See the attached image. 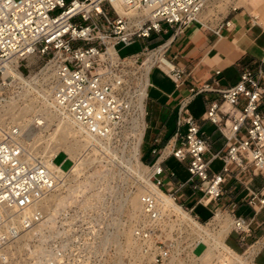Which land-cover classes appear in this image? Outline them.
<instances>
[{"label":"built area","instance_id":"obj_1","mask_svg":"<svg viewBox=\"0 0 264 264\" xmlns=\"http://www.w3.org/2000/svg\"><path fill=\"white\" fill-rule=\"evenodd\" d=\"M204 5L205 0H0V111L26 89L24 78L28 79L31 71L24 62L38 56L44 60L42 66L48 64L52 70L49 109L108 145V136L126 123L131 107L133 77L127 57L136 54L138 63L141 55L145 58L148 51L155 50L167 66L157 60L152 65L164 70L176 87L183 85L189 74L183 65L166 57L165 42L144 45L140 52L125 55H120L116 46L160 32L164 24L178 32L193 21L203 23L199 15ZM256 18L252 15L250 19ZM231 21L232 17H227L219 27L231 29ZM219 73L220 69H215V76ZM187 89L179 101L176 130L161 147L150 148L153 160L145 164L147 171L139 178L143 187L140 217L128 227L139 252L155 264L188 249L192 235L182 211L193 217L194 228L201 225L214 230L226 219L229 228L224 242L233 230L239 241L246 243L254 227L264 223V219L255 218L264 209V50L258 67L244 66L233 84L220 87L218 78L213 77ZM209 91L218 92L220 98L206 100L200 118L213 122L224 136L222 148L215 151L188 108L196 95ZM29 95L40 98L35 89ZM47 121V117L36 119L37 125ZM53 127L51 124L49 129ZM28 129L29 124L22 128L16 122H0V264H94L92 260L100 259L96 251L109 243L114 228L113 185L97 183V187L69 190L70 182L58 178L26 147L22 135ZM92 144L106 152L94 143L87 149ZM170 156L184 163L186 179H179L165 164ZM215 159L221 161L217 169L212 165ZM125 170L127 176L137 178ZM258 175L262 184L254 188L250 181ZM166 176L173 180L172 189L166 187ZM231 178L245 191L242 200L252 208V215L236 213L223 204L224 194L234 190L226 186ZM58 182V190L67 197L56 205L49 194ZM187 185L191 189L188 196L199 192L191 205L177 197ZM45 195L46 200L42 198ZM196 204L209 209L210 215L201 219L194 210ZM254 242L259 243L258 237ZM199 243L203 244L201 252L207 247L205 240L199 239L193 252ZM251 261L254 263L253 254Z\"/></svg>","mask_w":264,"mask_h":264},{"label":"crops","instance_id":"obj_2","mask_svg":"<svg viewBox=\"0 0 264 264\" xmlns=\"http://www.w3.org/2000/svg\"><path fill=\"white\" fill-rule=\"evenodd\" d=\"M238 14L239 13H233L231 15L234 21L233 29H227L224 26L219 27V22L213 25H207L202 19L201 21L203 23L193 21L178 32H175L173 28L164 24L165 28L162 31L152 32L149 37L139 38L131 43H138L140 48L132 50L127 54L140 52L144 45L152 47L165 42L166 57L177 65H183L189 71L184 84L180 87H176L174 81L159 66L152 65L149 68L145 99L146 127L144 123V114L143 123L145 127L144 135H146L150 126L152 128V133L146 144L149 146V150L144 154L145 161L151 162L153 160L154 156L151 154L150 148L152 146L161 147L176 130L179 101L187 93L189 85L217 77L218 85L220 87H225L236 82L244 66L254 69L258 67V58L264 50V42L260 41L261 43H258V29L253 27L248 20L242 21L241 15L238 16ZM238 21L239 23H237ZM246 24L249 26L246 27ZM150 42H153L151 46L148 45ZM215 69H220V73L216 76L214 74ZM212 97L219 99L220 94L214 91L202 93L201 100L204 108L205 101ZM192 100L189 104L193 102ZM195 108L197 110L198 107ZM204 108L201 111H193L192 108L189 110L199 121L205 133L209 135L211 139V150L214 144L212 140L213 135L219 137L218 140L220 138L223 139L216 149L218 150L223 146L224 136L213 122L208 119L200 118ZM166 160L165 164L167 165ZM213 162L214 160L212 161V165L214 166ZM220 164L221 161L217 168H219ZM165 183L166 187L169 189L174 187L173 180L168 176L165 177ZM250 184L254 188L259 187L262 184V177L259 175L254 176ZM226 186L227 188H234L235 192L233 190L225 193L222 201L223 204L234 208L236 213L247 216L252 215V208L242 200V195L245 191L241 189L240 185L231 178L227 181ZM255 218L257 221H262L264 219V209L258 211ZM263 233L264 223L255 226L254 232L246 236V243H241L238 239V234L231 230L225 237V244L237 254H243L240 252L247 249L246 245H249V247L251 246L245 253H252L254 263L259 264L256 258L264 251ZM254 237H258V244L254 242ZM229 240H233L236 246H231Z\"/></svg>","mask_w":264,"mask_h":264},{"label":"bare ground","instance_id":"obj_3","mask_svg":"<svg viewBox=\"0 0 264 264\" xmlns=\"http://www.w3.org/2000/svg\"><path fill=\"white\" fill-rule=\"evenodd\" d=\"M206 2L207 0H205L204 7L206 6ZM240 5L241 4L238 3V1H235L233 4V6H240ZM203 11H204V8L199 15L200 20H201V15ZM254 16L257 17L256 19H258V15H254ZM231 24H232L231 28L233 29L234 28L233 19L231 21ZM110 53L111 54L113 53L112 49L110 50ZM136 58H137L136 54L130 57H127V61L133 64L132 68L129 69L133 77V83L131 85L132 89H130L129 91L131 95V100H130L131 107L129 110V116L127 117L126 123L123 125L124 128L115 130L110 136H108V145H104L103 139L101 138H96V137L91 138L89 135L83 133V131L71 119L69 118L65 120L61 119L60 117H57L49 109L48 101H49V96H50L51 86H52V80H51L52 70L48 64L43 65L40 68V70L36 72L35 74L28 76V79L24 78L25 84H26L25 86L26 91H23L22 95H28L30 94L31 89H35L37 94L40 96V98H43L46 101V103L43 106H41V108H39L36 112L35 110H33L35 103L26 104L25 106H23V108L19 110L17 114L18 116L17 119L25 118L27 111L28 112L33 111L29 122L28 121H24L23 123L16 122L20 124L22 128L29 124V129L27 130L26 133H23L22 135L23 142L25 143L28 149H31V148L35 149L36 147H41V151H36V152H34V150L31 151L34 157L35 156L40 157V159H38L37 161L45 163L48 167H50L56 173V176L58 178H62V180L64 181H69L70 183L67 186L69 190L71 189L73 190V188L75 187L84 188L86 187V184L90 183L87 180L88 176L91 174V172L87 171L88 170L87 166L89 165L90 162L95 161L94 163V166H95L96 163L98 162L102 163L105 161L107 164V163H112L113 161L112 158L107 159L105 157V153L102 154L103 152L99 151V148L93 144L90 149L81 150V148L83 147L89 148L88 145L90 143L101 145V147L104 148L106 152H110L112 153L114 158H118L120 162H122L123 165L126 166V169L128 171L136 175L138 178L144 177L143 174L147 166L144 165L139 160V154H140V143L142 140V134H143V128H144V123H143L144 98L146 96V87L148 85V71H149L150 66L153 64L155 60L159 61L160 65L163 67L167 66L166 65L167 62L165 58L158 57L156 55L155 50L148 51L147 56L145 58H142L140 63L135 62ZM12 101H13L12 99L9 100L6 103L5 107L3 108V113L0 114V117H2L0 119V122L4 121L8 116L14 118L13 117L14 110L12 106L10 105ZM42 117H47L48 121L42 125H37L36 119H40ZM34 118H35V126L32 125L34 122ZM51 124H53L54 127L50 130L49 128ZM138 128H139V132H136L135 130ZM37 132L39 133L37 134ZM69 132H72L73 134H75L76 137H78L79 139H77L75 136L70 137ZM129 132H131V135L136 136L137 141L135 142L134 147H133L135 150V153L132 154L131 157L128 159L127 158L125 159L123 156L119 158V156L115 152H113L114 151L113 148H111L112 138H115V136L119 135L120 133L123 139L125 138L127 139V137L130 136ZM0 138H1V135H0ZM59 150L65 151L68 154V156L73 160L72 165L67 170H63L58 164H55L52 161L53 155L57 153ZM74 156L77 157V159L80 157V159H78L75 162L74 160L76 159ZM90 167L88 166V168ZM94 168H97V167H94ZM138 187L141 192L143 190L142 184L138 183ZM112 188L113 190L115 189L117 190V191L115 190L116 192H114V197L116 200L115 201L116 204H115L114 211H113V218H112V224L114 225V228L112 232H110V234L108 235L107 240L108 242L113 240V242L118 243V237H119L118 235H120L121 232L122 233L124 232L125 237H126L125 242H126V246L128 247V249L131 250V248H133L135 245L137 246L139 250V245L134 240V238L131 236L129 228H127V232L122 231L120 229L121 228L120 226H122L123 224V222H121V217H120V212L122 211L123 206L127 207L126 214H127V219H129V225L131 222L136 221L137 217L139 219L140 217L139 195L137 197L134 194L135 190H127L122 197V195H120L121 191L118 188H115V185H113ZM58 189H59V182L56 185L53 192L49 194V196H51L52 200L54 201L56 205L65 201L67 197L65 193L64 194L61 193ZM42 198L46 200L48 196L45 195L44 197L42 196ZM42 198H41V201H42ZM131 218L133 220H130ZM182 220L188 224L189 226L187 228L188 234L192 235L190 242H187L188 248H190V250L192 249L194 244L197 242V240L199 239L204 240V238L207 237V234H210V235H214L213 242L215 243L216 248L226 251L231 256H233V258L235 259H239L241 255L245 256L246 259H248L249 264H254L251 261L252 253L248 252V253H243L240 255L232 251L225 244L223 237L225 236L229 228V225L226 219L224 221L222 220L219 221L220 222L219 227L214 230H211L207 227L205 228L204 226H201V225L198 228H194L193 217L184 211H182ZM191 253L194 254L192 250H191ZM201 253H199L198 255H200ZM139 256H143V255L140 253ZM178 257H180V255L172 254V256L167 261H165L163 264H166V263L170 264L169 262H171L172 259L175 260ZM147 260L149 259L147 258ZM242 264H245V262H242Z\"/></svg>","mask_w":264,"mask_h":264},{"label":"rangeland","instance_id":"obj_4","mask_svg":"<svg viewBox=\"0 0 264 264\" xmlns=\"http://www.w3.org/2000/svg\"><path fill=\"white\" fill-rule=\"evenodd\" d=\"M235 1H238V3H240L241 5L237 6L236 10H233L232 6ZM233 13L234 14L239 13L238 16L241 15L242 21L248 20L253 27H256V29H258L259 31L258 43H261L262 41L264 42V0H207L206 6L204 7V11L201 15V19L204 21L205 24L213 25V24H216L217 22L224 20L227 17H230ZM252 15H258V19L251 21L250 18ZM237 23H239V21ZM248 26L249 25L246 24V27ZM152 44L153 42L148 43V45L150 46ZM116 47L120 55H125L132 50L140 48V45L138 43L129 44V45L118 44ZM143 57L144 56L141 55L140 60ZM140 60L138 61V63L140 62ZM43 62L44 60L38 56L29 57L24 62L29 67V71H31L29 76L38 72L40 68L42 67ZM127 63L129 64V69L132 68L133 64L129 61ZM24 91H26V89ZM201 97H202V93L199 95H196L194 99L192 100L193 102L191 104H188V108L189 109L192 108L193 111H197V110L201 111L204 108L202 105ZM145 99H146V96L144 98V123L146 127L147 120L145 119ZM12 100L13 101L10 103V105L12 106L14 110V113H13L14 118L8 116L3 121L6 125L14 124L15 122L23 123L24 121H28V122L30 121L33 111H29V112L27 111L25 118L17 119L18 117L17 114L19 110L23 108V106H25L26 104L35 103L33 110H35L36 112L39 108H41V106H43L46 103V101L43 98H36L29 94L28 95L21 94L20 97H16ZM195 107H198L197 110ZM2 113L3 111H0V114ZM1 118L2 117H0V119ZM145 127L143 130V136H142V140L140 143L139 160L144 165L145 164L147 165V164H150V162L145 161L144 154L149 150V146L146 144L148 143V139L151 136L152 128L150 126L147 130L146 135H144ZM122 128H124V126H122L121 129ZM183 130L184 128H182V131ZM135 131L139 132V128L136 129ZM39 132H37V134ZM131 132H129L130 136H128L127 139L126 138L123 139L120 133L119 135H116L115 138H112L111 148H113L114 150L113 152H115L119 156V158L123 156L125 159L126 158L128 159L131 157L132 154L135 153V150L133 147L137 140H136V136L131 135ZM69 136L76 137V135L73 134L72 132H69ZM76 138L79 139L78 137ZM218 138L219 137H216L214 135L212 136V140L214 141V144L212 146L213 151H215L219 147V144L223 141L222 138H220L219 140ZM82 149L86 150L87 147H83L81 148V150ZM30 150L31 151L34 150V152L41 151V147H36L35 149L31 148ZM102 154H104V152ZM105 155L106 156L110 155L113 157L112 153L110 152H105ZM38 159H40V157H38ZM75 159L76 160L74 161L76 162L78 159H80V157L78 159L77 157H75ZM53 161L55 162V164L56 163L60 164L63 170H67L72 165L71 164L72 160L66 158L65 153L63 151H59L58 154L54 157ZM219 162L220 161L218 159L214 160L213 162L214 167L217 168ZM94 163L95 161H92L89 163L88 166L89 167L91 166L90 168H88L87 166V169H88L87 171L91 172V174L87 178V180L90 182L89 184H86L88 188L97 187L98 185L97 183L106 184L109 186L115 185V188H118L121 191L120 195H122V197L127 190H135L134 194L138 197L139 192H140V189L138 187V183H140L139 178L137 177L136 179L132 177L131 175L127 176L125 174L126 167L123 165L122 162H120L118 158L114 159L112 163L106 164L105 161L102 163L98 162L96 163L95 166H94ZM166 163L169 167H171L176 172L179 179L184 180L187 178L188 172L186 170L184 163L180 162L173 156L168 157V159L166 160ZM94 167H97V168H94ZM146 171H147V168H145L144 172ZM96 173H98V175L100 176L97 177ZM132 180H134V182ZM106 185H104V187ZM115 190L114 192L117 191ZM190 192H191V189L187 185L178 192L177 197L179 200L183 201L184 204L190 205L192 202H194L195 198L199 194V192L196 191L193 195L188 196ZM126 208L127 207L123 206V209L120 212L121 222H123L122 226H120L121 227L120 229L122 231L127 232V228L129 227V219H127ZM194 210L201 219L206 218L210 213V210L208 211V209L201 204H197ZM130 220H133V219L131 218ZM137 220H138V217H137ZM118 236H119L118 243L117 242L115 243L112 240L109 243L104 245V249L101 248V250L96 251L97 255L99 254L98 257H100V259L97 260V258H95V260H92V263L94 262V264H97V263L98 264H155L151 260H147V258H145L144 256H139L140 252L137 246L134 245V247L131 248V250L128 249V247L126 246V242H125L126 237H125L124 232L123 233L121 232V234ZM213 238H214V235L207 234V237L204 238L205 242L207 243V248L200 255L198 254L201 252L203 248L202 243H199L195 246L194 254L191 253L190 248L188 249L186 248L182 251V253L180 254V257H178L175 260L172 259V261L169 263L170 264H242V262H245V264H249L248 259H246V257L242 256L241 254H240L241 256L239 259H235L233 258V256H231L226 251L216 248L215 243L213 242ZM229 241H230L231 246H234V247L236 246L233 240H229ZM93 254L95 256L94 252ZM256 261L259 264H264V251L258 255V257L256 258Z\"/></svg>","mask_w":264,"mask_h":264}]
</instances>
